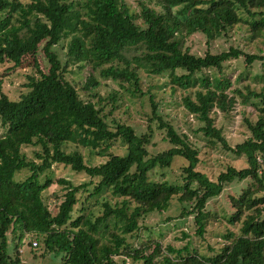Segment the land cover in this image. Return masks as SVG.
Returning a JSON list of instances; mask_svg holds the SVG:
<instances>
[{"label":"trees","instance_id":"obj_1","mask_svg":"<svg viewBox=\"0 0 264 264\" xmlns=\"http://www.w3.org/2000/svg\"><path fill=\"white\" fill-rule=\"evenodd\" d=\"M137 1L138 13L128 0H0V65L16 70L28 64L34 69L18 98L0 91V264H25L17 247L26 240L32 249L42 246L45 253L62 254L65 264H119L117 257L152 264L161 244L155 243L154 252L145 256V247L134 248L131 242L146 214L166 211L176 198L184 204L179 217L194 215L197 234L204 236L211 220L208 202L233 181L245 179L252 184L231 197L228 222L239 225L238 232L229 230L226 242L210 256L193 253L188 246H168L163 264H264V88L247 84L243 90L223 75L228 62L242 59L252 67L264 64V54L230 46L196 55L174 40L176 33L185 38L201 33L211 41L239 28L256 43L264 37V0ZM62 41L64 61L55 49ZM137 41L150 51L146 57L152 74H168L172 93H183V106L200 123L198 131L208 145L244 157L248 166L229 165L215 180L197 168L199 146L159 109L141 85L140 67L124 55ZM40 49L48 62L45 69L35 56ZM70 65L86 73L80 87L68 77ZM108 80L117 88L98 94ZM136 97L147 98L151 105L143 133L116 116L121 101ZM248 102L256 118L244 117L248 135L233 146L216 124L217 116L229 118L240 103ZM153 122L168 149L151 150L156 145ZM117 140L127 145L123 155L112 151ZM71 145L107 159L88 165L80 150L68 151ZM28 147H34L33 156ZM177 156L186 161L180 168L181 184L150 178L153 170L171 167ZM54 163L97 181L74 185L55 178L49 172ZM23 172L28 175L18 178ZM55 184L66 185L67 191L53 194L51 208L44 193ZM91 184L94 188L75 217L78 193Z\"/></svg>","mask_w":264,"mask_h":264},{"label":"rangeland","instance_id":"obj_2","mask_svg":"<svg viewBox=\"0 0 264 264\" xmlns=\"http://www.w3.org/2000/svg\"><path fill=\"white\" fill-rule=\"evenodd\" d=\"M131 10L138 13L140 6L137 0H128ZM140 19L137 20L138 24H142ZM177 42H182V48H189L190 51L196 55H203L206 50L213 52H221L228 50L230 46H240L247 52H262L264 54V37L260 38L256 43L252 42L247 35L245 29L239 28L231 29L229 34L223 35L217 39L208 41L205 35L196 33L189 38H185L181 33H176L175 38ZM43 45V44H42ZM41 45V46H42ZM42 49V48H41ZM35 55L40 63L41 68H47L48 62L44 56L43 51ZM60 58L64 61L66 57V41H62L56 48ZM143 41L133 42L125 51L124 55L129 56L135 64L140 67V75L142 80V87L145 91H150L157 103L159 109L174 122L180 132L188 133L191 140H193L201 150V161L198 169L205 172L211 179L215 180L218 174L225 170L227 166L231 165L238 169L248 166L244 157H237L231 153L221 149L219 146L210 147L206 137L198 131L200 123L191 114H187L183 103V93L177 90L172 93L168 74L155 75L152 74L153 66L151 61L147 59L146 55L149 54ZM31 60V58H29ZM9 65H0V91L4 92L11 98H18L21 93L26 91L24 86L27 82V76L34 73L31 65H24L22 68L16 70H8ZM70 77L77 87H80L86 78V73L83 69L77 66L70 65ZM210 76H220L213 71H207ZM264 74V64L256 63L254 66L249 67L242 59H234L228 62L225 66L223 75L230 78L234 84L240 86L245 90V85L250 84L252 88L261 90L264 88V79L260 76ZM106 83L98 88L97 93L107 95L109 91L117 88L116 84L108 80ZM195 87L194 89H196ZM88 97L85 96V99ZM97 100V99H96ZM120 108L116 111V116L121 118L126 123L136 128L137 132L141 133L146 129L148 123V114L151 112V105L147 98L136 97L134 99H125L120 102ZM256 118L254 108L251 102L242 104L233 111L229 118H225L222 114H218L216 124L223 128L225 135L228 137L231 145H235L243 141L248 135V129L244 123V117ZM154 137L153 142L155 146H151L152 151H161L168 149L170 145L164 141L163 133L157 129V123L153 122ZM143 133V132H142ZM127 145L121 140L114 142L112 151L115 154L123 155L127 151ZM34 147L26 148L29 156H33ZM72 149L80 150L88 165H97L104 162L107 157L98 156L94 151L78 145H71L68 151ZM186 161L177 156L174 158L171 167L163 169H155L151 172L150 178L153 180L161 181L168 179L171 183L181 184V166ZM53 177H62L74 185L89 183L93 180L85 172H76L70 166L54 163L49 171ZM28 175L23 172L18 178L22 179ZM45 176V175H44ZM178 181V182H177ZM176 182V183H175ZM252 184V180L245 179L243 181L235 180L227 185L222 194L214 199H211L206 207V211L210 215V219L206 225V232L204 236L197 234V226L195 225L194 215L189 217H179V214L184 207V204L177 201L176 198L172 199L166 211H153L146 214L140 221V229L135 233V238L131 240L134 248L145 247V256L150 255L155 250V243H160L162 252L155 255L152 264H163V254L167 253V247L173 246L175 248H183L188 246L189 250L193 253L204 256L213 254V250H220L225 241V235L230 230L238 232L239 225H230L228 220L233 213L231 197L239 196L244 189ZM95 184L89 186V190H81L78 193L79 203L75 207L74 216L80 214L82 202L92 191ZM67 191L66 185L55 184L47 191L45 197L47 203L51 208H54L55 197L53 194L64 195ZM171 218V219H168ZM214 218V219H213ZM17 235L14 237V242L10 246V252L14 253L15 243L17 244ZM21 248V258L25 264H65L62 254L45 253L42 246L32 249L27 240L23 245L18 246ZM16 248V247H15ZM117 257L119 264H144L143 260H133L132 258ZM126 260L123 263V260Z\"/></svg>","mask_w":264,"mask_h":264},{"label":"built area","instance_id":"obj_3","mask_svg":"<svg viewBox=\"0 0 264 264\" xmlns=\"http://www.w3.org/2000/svg\"><path fill=\"white\" fill-rule=\"evenodd\" d=\"M37 242H33V245L36 246Z\"/></svg>","mask_w":264,"mask_h":264}]
</instances>
